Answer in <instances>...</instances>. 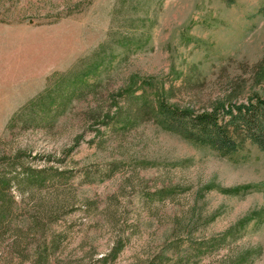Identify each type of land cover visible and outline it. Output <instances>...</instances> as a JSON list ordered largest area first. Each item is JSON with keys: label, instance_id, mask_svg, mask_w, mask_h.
I'll return each mask as SVG.
<instances>
[{"label": "rangeland", "instance_id": "obj_1", "mask_svg": "<svg viewBox=\"0 0 264 264\" xmlns=\"http://www.w3.org/2000/svg\"><path fill=\"white\" fill-rule=\"evenodd\" d=\"M68 73L92 86L31 120ZM129 85L194 110L264 97V0H0V264H264V150L165 129Z\"/></svg>", "mask_w": 264, "mask_h": 264}, {"label": "trees", "instance_id": "obj_2", "mask_svg": "<svg viewBox=\"0 0 264 264\" xmlns=\"http://www.w3.org/2000/svg\"><path fill=\"white\" fill-rule=\"evenodd\" d=\"M81 74H64L55 82L54 89L45 94L35 96L27 106L29 109L38 108L42 113L34 115L31 120L40 122L44 120L42 114L48 111L55 103L63 104L69 94H76L83 87L92 86L89 81L82 82ZM134 80L130 81V85ZM126 90L127 104H136L138 110L147 113L155 122L168 130L178 133L182 137L193 142L208 145L223 153L232 152L237 148V136L248 137L264 150V97L255 96L254 100L246 102H232L225 104L217 101L210 109L194 110L189 106L180 107L164 99L148 101L141 95H135V91ZM128 108V107H127ZM131 107L127 113L117 112L116 121H128L131 117ZM75 141L77 142L78 136ZM25 180L39 182L40 172H25L22 175ZM43 180V179H42ZM11 177L5 171H0V224L7 219L11 210L12 197L8 193ZM120 246L113 247L109 255L115 257Z\"/></svg>", "mask_w": 264, "mask_h": 264}]
</instances>
